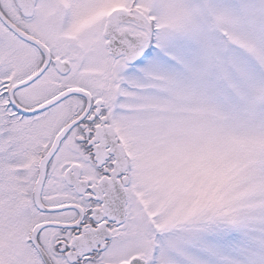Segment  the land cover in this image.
I'll return each instance as SVG.
<instances>
[{
    "label": "snow or ice",
    "instance_id": "snow-or-ice-1",
    "mask_svg": "<svg viewBox=\"0 0 264 264\" xmlns=\"http://www.w3.org/2000/svg\"><path fill=\"white\" fill-rule=\"evenodd\" d=\"M0 264H264V0H0Z\"/></svg>",
    "mask_w": 264,
    "mask_h": 264
}]
</instances>
